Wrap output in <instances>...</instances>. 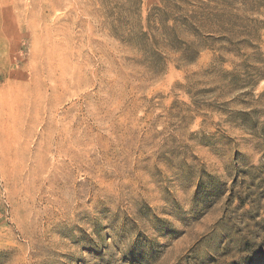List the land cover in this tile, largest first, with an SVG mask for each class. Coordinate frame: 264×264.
Masks as SVG:
<instances>
[{
  "label": "rangeland",
  "instance_id": "374dc122",
  "mask_svg": "<svg viewBox=\"0 0 264 264\" xmlns=\"http://www.w3.org/2000/svg\"><path fill=\"white\" fill-rule=\"evenodd\" d=\"M0 264H264V0H0Z\"/></svg>",
  "mask_w": 264,
  "mask_h": 264
},
{
  "label": "bare ground",
  "instance_id": "6f19581e",
  "mask_svg": "<svg viewBox=\"0 0 264 264\" xmlns=\"http://www.w3.org/2000/svg\"><path fill=\"white\" fill-rule=\"evenodd\" d=\"M12 97V96H11Z\"/></svg>",
  "mask_w": 264,
  "mask_h": 264
}]
</instances>
